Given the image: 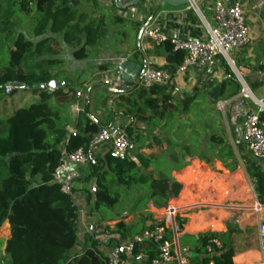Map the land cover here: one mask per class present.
Returning <instances> with one entry per match:
<instances>
[{
  "label": "crops",
  "instance_id": "obj_1",
  "mask_svg": "<svg viewBox=\"0 0 264 264\" xmlns=\"http://www.w3.org/2000/svg\"><path fill=\"white\" fill-rule=\"evenodd\" d=\"M70 3L78 13L87 14L89 19H103L105 22L104 35L96 45L86 47V58L77 59L74 56L75 48L64 41L63 33L47 32L43 36H36L33 33L37 21L36 12L25 15L20 11L18 5L12 4L8 0H0V59L4 60L5 57L7 61L10 50L14 49L13 41L20 33L34 43L43 38L53 39L51 44L53 52L47 58L57 59L60 63L51 68L55 87L46 88L50 93H53L49 103L59 113L58 124L67 130V135L61 144L62 149L65 148L70 134L76 131V124L86 108L89 111V117L98 123L111 124L119 121L127 124V126L131 124V118L124 114L111 115L114 110L119 108V105L124 103L120 95L128 96L134 89V87L126 88L124 81L114 74L117 65L127 59L134 63L133 65L144 64L145 67H168L174 70L172 83L166 87L167 93L171 95L172 102L175 105L174 109L181 103L182 111H185L184 105L187 99H190L189 107L196 101L197 105L204 104L207 101H211L210 103H216L217 101L224 102L225 109L228 107L230 111H236L233 114L235 133L230 137V140L226 143L222 141L223 144L216 147L209 146L211 155L208 157L192 154L187 160H183L184 163H181L179 167L172 168L171 175L162 173L160 170L159 174H164L170 182H177L181 185L179 192L174 193L175 197L169 199L168 203L179 206L195 205L181 212L179 216V218L182 216L185 218L181 236H189L195 240L193 246L181 244L190 249V255L192 249L197 246L200 235L208 232H218L224 235L228 248H232L234 251L233 263L246 261L254 250L258 249L259 245L257 248L248 249L250 245L247 243L244 249H237L234 243L235 233L232 234L230 228L233 221L231 218H235L233 222L238 224L239 233L247 236L246 227L249 225V238L258 240L255 215L247 210L237 208V206H249L251 204L254 193H258L254 181L255 175L257 171H263L262 164L250 159L246 153L240 119L243 110L251 109L253 111L257 109L258 105L255 99L264 101V95L258 97L254 92L261 87L264 88V66L261 64L264 59V0H242L244 14L250 28L251 42L231 53L238 74H236L232 65L222 58L217 60L212 71L205 69L180 71L178 66L176 68L169 66L166 54L160 44L143 34L144 28L149 26L168 36L177 38H204L207 36L205 23L214 21L211 0H198L194 4L178 7L167 4L159 5L157 1H144L125 10L118 7V5L124 4L118 0H70ZM194 7L200 8L202 17ZM114 22L123 25L128 22L129 25L126 31L117 33L119 28ZM115 36L118 37L116 42L113 43L111 39ZM132 68L134 69V66ZM138 78L139 76L134 79L136 84H138ZM107 79L111 80L110 84L105 83ZM245 84L253 93L251 98L253 105L246 100L243 103L238 102L241 97L245 98L242 92ZM239 85L243 88L240 89ZM20 90L17 92L15 88L11 93H7L5 89L0 95V120L6 119L15 110L24 107L27 103L32 104L40 99L39 94L31 88L25 87L20 88ZM78 91L83 92L80 99L76 96ZM236 102L239 104L237 105ZM77 107L81 111H77ZM162 124L163 121L156 125L141 124L138 121L133 123L137 135L145 134L144 130L150 128L154 132L155 137L149 142L147 148L142 147L141 151L138 152V154H143L150 159L149 172L155 169L154 164L158 167L159 163L165 159H181L182 149L193 151V147H198L196 141L189 140L184 145L179 146L178 149L170 146L165 140H162L161 134L158 132ZM213 136L216 135L211 136L212 140ZM147 150L148 153L150 152L149 154L146 153ZM171 151L173 155L162 154ZM130 157L131 159H137V156ZM197 167H202L206 173L210 171L212 173V168H214L221 171L220 175L222 177L227 175L226 171L232 172L234 176H240L244 172L250 177L252 189L249 194L253 196V199H250L248 203L243 199H238V203L232 207L226 205L225 202L204 201L205 199L199 197L203 190L186 186L184 181L178 177L179 174ZM222 169L225 170L222 171ZM171 176L176 180L171 181ZM185 178L187 179L188 176ZM76 188L78 191L74 199L78 207L77 226L82 243L84 242V234L87 233L86 226L91 220L94 222L95 219L90 216L92 213L88 201V190H84L78 183ZM188 190L191 192V196L188 195L186 199L185 192ZM189 197L193 200L192 202H189ZM150 201L156 202L157 200L150 199ZM150 201H147L143 208L148 227L144 237H149V231L155 222L151 211L147 207ZM159 208L158 211L162 213L164 207ZM125 222L139 224L140 220L138 217L132 216L125 219ZM111 223L114 226L116 221ZM98 224L104 225L105 223L99 221ZM10 237V224L9 221H5L0 228V262L5 261L6 243ZM119 238L121 240L135 239L130 234L121 235ZM80 251H82V245H78L75 250V252ZM73 258L74 252L69 253L68 259ZM135 263L144 264L140 259L136 260Z\"/></svg>",
  "mask_w": 264,
  "mask_h": 264
},
{
  "label": "trees",
  "instance_id": "obj_2",
  "mask_svg": "<svg viewBox=\"0 0 264 264\" xmlns=\"http://www.w3.org/2000/svg\"><path fill=\"white\" fill-rule=\"evenodd\" d=\"M18 5L25 15L37 13L33 28L36 36L47 32L63 33L64 41L75 48L77 59L87 57V46L96 45L104 35V20L89 19L87 14L78 13L70 0H8ZM123 3V2H122ZM122 7V5H118ZM53 39L43 38L37 43L28 40L20 33L13 41L14 49L4 60L0 59V95L13 83H21L39 94V101L15 110L6 119L0 120V228L9 221L11 237L5 248V261L8 264H106L99 255L100 239L95 234H84V242L78 233V207L73 196L61 192L59 185L53 183V172L58 166L62 148L67 135L65 127L58 124L59 113L50 105L53 93L41 84L51 81V68L60 61L47 58L53 52ZM166 54L169 66L176 68L183 60L185 52L175 50L170 40L160 43ZM39 86L38 88H35ZM12 91L15 89L12 86ZM253 90V88H252ZM123 104L111 115L124 114L132 122L127 131L132 135L133 123L159 124L174 109L172 97L166 87L154 85L144 88L134 85L133 92L120 95ZM187 99L184 108L190 106ZM86 108L76 124V132L70 134L66 150L74 152L80 148L89 149L92 136L103 122H94ZM264 117V114H263ZM213 140L219 137L213 136ZM137 159H119L104 154L92 162L89 174L79 179L78 184L90 191L86 183H95V198L90 194L88 201L91 213L97 210L102 221H115L114 217L100 211L110 212L119 202L120 195L112 194L111 188L116 184L131 187L148 185L151 189L149 198L157 201L168 199L169 190L177 194L181 185L170 182L161 174L153 177L148 170L150 159L138 154ZM256 190L264 193V171L255 175ZM78 189H75V193ZM147 227L146 218L136 223H126L124 219L116 221L110 228L109 244L119 240V236L130 234L135 237L133 259L151 261L157 257L156 244L150 237H144ZM218 237L224 245L222 253L213 256L215 264H234V251L228 248L224 235L208 232L200 235L197 246L192 249L190 264H208L211 259L206 246L211 238ZM78 245L82 251L75 252ZM74 258L69 260V253Z\"/></svg>",
  "mask_w": 264,
  "mask_h": 264
},
{
  "label": "built area",
  "instance_id": "obj_3",
  "mask_svg": "<svg viewBox=\"0 0 264 264\" xmlns=\"http://www.w3.org/2000/svg\"><path fill=\"white\" fill-rule=\"evenodd\" d=\"M211 1L214 21L205 23L207 36L204 38H177L149 26L143 30L144 36L157 44L170 40L175 50L185 52L184 60L178 66L180 71L190 69L212 71L219 58L228 62L233 61L231 53L251 42L250 28L244 14L242 0ZM261 64L264 66V59ZM174 74L172 68L146 67L139 75L138 84L147 89L154 85L167 87L172 83ZM105 83L110 84L111 80L107 79ZM12 89V86H8L6 92L11 93ZM246 90L244 87L242 92L245 97H248L249 94L245 92ZM76 96L78 99L82 98L83 92L78 91ZM255 101L258 105L257 109L243 110L240 121L246 153L250 159L261 163L264 171V101L256 99ZM218 108L225 110V103L219 102ZM77 111H81V109L77 107ZM92 121L97 122L94 119ZM126 127L127 124L119 121L100 127L99 131L92 136L88 150L80 148L69 152L65 146L62 149L60 162L53 172V183L59 185L61 192L75 197L79 179L83 177L85 170L92 165L98 155L102 153V155L110 154L119 159H131L130 139ZM89 192L95 198L97 193L95 183L92 184ZM191 206L195 205L179 206L168 203L161 213L158 211L160 208L156 202L148 203L147 207L155 221L149 231V237L156 244L158 254L151 261L146 258L140 259L144 264H190V249L180 243L185 218L183 216L179 218V216L181 212L190 209ZM237 208L247 210L255 215L259 241L258 249L254 250L246 261L237 264H264V193L263 195L254 193V199L249 206H237ZM109 227L112 228L113 223L100 225L92 220L86 226V231L95 234L101 241L98 245L100 257L106 260V264H136L133 259L135 239L121 240L119 238L109 244L107 240L111 236ZM206 251L211 258L208 264H215L213 256L222 253L224 245L218 237L211 238L206 246Z\"/></svg>",
  "mask_w": 264,
  "mask_h": 264
},
{
  "label": "rangeland",
  "instance_id": "obj_4",
  "mask_svg": "<svg viewBox=\"0 0 264 264\" xmlns=\"http://www.w3.org/2000/svg\"><path fill=\"white\" fill-rule=\"evenodd\" d=\"M118 1L127 3L130 0ZM194 8L201 16L200 8ZM114 23H116L119 28L117 33L126 31L129 25L128 22L125 25L117 22ZM117 37L115 36L113 39H111L113 43L116 42ZM241 88L243 87L240 86V89ZM16 90L17 92L21 91L20 89ZM254 92L258 97H261L264 95V88L261 87L260 89L255 90ZM251 98V94H249L248 97H241L238 102L243 103L246 100L247 102L253 105L254 103ZM208 102L209 101L201 105H197V101L193 102L191 107H189L185 111H182V104L180 103L176 106V110L173 109L172 113L166 119L163 120L162 127L160 130H158V132H160L162 140H165L167 144H169L170 146H174L178 149L179 146L184 145L185 142L189 140L196 141L198 147H193V151L189 149H182L180 153L182 155L181 159H165L164 161L159 163L158 167L154 164L153 166L155 169L150 172L153 177H159V170L162 173L171 175L173 170L172 168L179 167L181 163H184L182 161L187 160V158L191 157L192 154L196 156H210L211 151H209V146L216 147L223 144V142L226 143V141L230 140V137L234 135L235 125L233 123V114L236 111L232 112L228 107H226L225 111L223 109H219V102L217 101L216 103H210L211 101L209 103ZM238 102H236L237 105L239 104ZM28 105H30V103H27L24 106ZM144 131L145 134L139 135L135 134V129L133 130L132 135L129 134V132L127 131V134L130 139V156H137L138 152L141 151L140 149L142 147L146 149L149 142L155 137L154 132L151 128L149 130ZM212 135H216L217 137H219V140H212ZM146 153L149 154L150 152L148 153L147 150ZM162 154L167 156L173 155L172 151L164 152ZM91 168L92 165L85 170L83 176L89 174ZM223 170L225 169H222V171ZM146 171L148 170H141L142 173H145ZM210 172L206 173L202 167H197L195 169H190L186 173L177 175L180 179L184 181V184L186 186L203 190V193H201L199 197L205 199L204 201H215V203L225 202L226 205H230L232 207L236 203H238V199H243L247 203L250 199H253V196L249 194L251 193L252 189L250 177H248L244 172H242L240 176H234L232 172L226 171L227 175L224 177L220 175L221 171L216 170L214 168H212L213 174ZM186 176H188L187 179L185 178ZM171 179V181H173L175 178L171 176ZM91 186L92 185L90 182L86 183V187ZM111 193L119 194L120 200L114 206V209L110 212L106 211V209H101L100 212L102 214L114 217L115 221L122 219H124L125 221V219H128L132 216L138 217L140 221L146 218V214L143 211V208L145 207L147 201H150L149 196L151 193V189L148 187V185H133L131 187H124L116 184L111 188ZM188 195L191 196V192L189 190L185 192L186 199ZM189 199V202L193 201L190 197ZM90 216L95 219L94 222H102L101 214L98 213L97 210L94 209ZM231 219H233V221L235 220V218ZM233 221L231 222L230 231L232 234L235 233V247L237 249H244L248 243V245H250L248 249L257 248L259 245L258 240L249 238V225L246 227L247 236H244L243 233H239V229L237 228L238 224L234 223ZM107 222L112 221H104V223ZM180 242L182 245L190 244L193 246L195 244L194 239L185 235L180 236ZM1 263L8 264V262L6 261H2L0 262V264Z\"/></svg>",
  "mask_w": 264,
  "mask_h": 264
},
{
  "label": "water",
  "instance_id": "obj_5",
  "mask_svg": "<svg viewBox=\"0 0 264 264\" xmlns=\"http://www.w3.org/2000/svg\"><path fill=\"white\" fill-rule=\"evenodd\" d=\"M144 1H157L159 5L162 4H167L170 6H174V7H178V6H183V5H187V4H194L196 3L198 0H130L127 3L122 4V8L123 9H127L129 7L132 6H136L138 5L140 2H144ZM230 65H232L233 69L235 70L236 74H238V70L235 67V64L233 61L229 62ZM134 63H132L130 60H125L122 63H120L119 65H117V67L114 70V74L119 76L125 84L126 88H132L135 85L134 79L136 77H138L139 75L142 74V72L145 70V65L144 64H139V65H133ZM134 66V69L132 68ZM55 81L53 79H51V81H49L48 83L45 84H41L40 87L44 88V87H55ZM12 86L16 89H20V88H25L26 86L24 84L21 83H13ZM39 86H36L35 88H38ZM245 88L251 93V95H253L252 91L250 90V88L245 84ZM175 197V194L172 190L169 191V198L167 201L165 202H160V201H156L157 205L159 207H166L168 204L169 199ZM191 256V255H190Z\"/></svg>",
  "mask_w": 264,
  "mask_h": 264
},
{
  "label": "bare ground",
  "instance_id": "obj_6",
  "mask_svg": "<svg viewBox=\"0 0 264 264\" xmlns=\"http://www.w3.org/2000/svg\"><path fill=\"white\" fill-rule=\"evenodd\" d=\"M245 92L248 93V94H251L248 90H246Z\"/></svg>",
  "mask_w": 264,
  "mask_h": 264
}]
</instances>
